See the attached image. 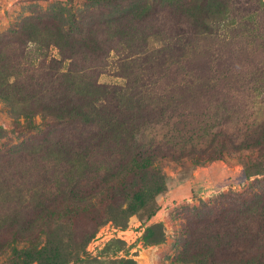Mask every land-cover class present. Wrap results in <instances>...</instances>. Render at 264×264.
Wrapping results in <instances>:
<instances>
[{
  "label": "rangeland",
  "instance_id": "1",
  "mask_svg": "<svg viewBox=\"0 0 264 264\" xmlns=\"http://www.w3.org/2000/svg\"><path fill=\"white\" fill-rule=\"evenodd\" d=\"M107 1L0 0V264H27L25 254L13 250L28 248L27 237L43 233L26 230L27 223L62 205L65 184H78L100 202L75 217L77 232L97 230L71 264L83 258L97 260L88 264H203L197 252L216 231L225 248L251 246L264 253V201L249 195L247 207L232 203L233 194H253L264 184V167L252 166L264 148L228 150L220 159L195 164L183 146L192 122L202 127L227 121L240 137L259 136L260 93L253 91L240 105L229 103L236 85L218 83L227 69L240 74L241 87L245 75L264 76V0L239 29H233L235 18L215 21L213 49L202 59H192V45L184 43L205 42L197 0H165L157 10ZM236 6L228 0L220 9L239 13ZM223 51L225 62L218 58ZM160 54L161 75L153 76ZM192 69L213 80L176 93L173 86L185 84ZM223 106L230 113L237 108L241 118L227 110L222 118ZM136 154L155 156L167 177L156 206L137 204L132 195L138 187L125 188L110 177ZM112 186L114 202L106 191ZM240 217L241 230L234 227ZM62 226L60 232L68 233Z\"/></svg>",
  "mask_w": 264,
  "mask_h": 264
},
{
  "label": "trees",
  "instance_id": "2",
  "mask_svg": "<svg viewBox=\"0 0 264 264\" xmlns=\"http://www.w3.org/2000/svg\"><path fill=\"white\" fill-rule=\"evenodd\" d=\"M97 2L98 0H93ZM111 0H108L106 3L110 4ZM129 1V0H128ZM132 4L130 6L131 10L137 9H159L165 0H130ZM175 1H186V0H175ZM191 1V0H187ZM102 2V0H99ZM200 4L199 13L197 17L198 23H203L202 39L205 41L204 44L194 45L191 41H185L184 43L191 44V50L189 54L191 58L202 59L211 54V51L214 46V42L211 40V25L216 23L215 21H221L224 18V21L228 18H235L233 22V29H239L242 23H247L245 20L247 18H253L254 9L257 7L258 0H233V3L238 4L235 9L240 11L239 13L233 11L229 14L227 8L224 7L223 10L220 8L224 5H227L228 0H197ZM234 9V10H235ZM112 13V12H110ZM109 13V14H110ZM122 11L119 13L121 15ZM68 15V14H66ZM118 15V16H119ZM114 16V15H113ZM67 18L74 23V20L67 16ZM117 20V19H115ZM79 32L84 31L83 28L78 29ZM194 38V36H190ZM199 40V39H198ZM218 51H213L212 55L215 56V53H220ZM160 50H158L159 52ZM179 51H182L179 48ZM226 51H223L221 55L218 56L222 62L227 61L224 59ZM228 54L231 55L233 52L228 51ZM164 55L160 54L156 59H154V66L157 69L156 76L161 75V70L164 65ZM147 59H144V62ZM230 61V58H229ZM229 65H224V69H227ZM149 68V67H148ZM192 73L187 77L185 84H175L173 88L177 87L178 90L176 93H181V90L194 91L199 87L208 86L209 82L213 79L205 76L204 71L200 69L199 71L191 70ZM240 74H234L231 69L227 71L223 70L222 75L219 78L221 83L225 84L228 80L232 84L236 85L231 91L229 96L230 101L240 105L242 99H247L253 91L260 93L262 100L264 101V76L261 75L259 78H254V76L247 78L245 75L242 82V87L240 86ZM249 75V74H247ZM159 80V77L156 78ZM154 83H157L156 81ZM214 82L211 83L213 86ZM217 84V83H215ZM171 88V89H173ZM243 88V90H238ZM237 91V93H236ZM175 93V91L173 92ZM172 93V94H173ZM246 94V95H245ZM189 95L191 93L189 92ZM239 108V107H238ZM222 118H225L227 114L232 116L238 115V118H241L240 110L237 108L230 113L229 107H222ZM226 110L229 112L226 114ZM235 117V116H234ZM237 118V117H235ZM237 118V119H238ZM232 123L228 122H205L202 127H198L195 122H192L190 126V132L185 136V141L183 146L189 151L188 157H190L195 164L204 162L206 160H216L224 156L226 151H232L233 153L237 152H246L251 151L252 148H264V125L260 131V134L257 138L251 140V136L247 139L240 137V133L236 132L230 127ZM201 136V142L196 144V139ZM110 142H114L111 139ZM202 151L204 153H202ZM261 159L253 160L254 167H264V152H260ZM246 163H249L246 161ZM159 160L151 154H136L131 159H127L124 163V168L119 175L112 174L110 177H118L123 181V186L127 188L138 187L132 195V200L137 201V204H142L145 200L155 202V198L166 191V175L161 167L158 166ZM247 165V164H246ZM263 166V167H262ZM251 166L247 165V170H250ZM83 182H81L82 185ZM139 183H143L139 187ZM80 185V184H79ZM128 187V188H129ZM62 190L66 192V195L63 199L61 206L54 205L53 208L47 212L43 211L39 216L32 221H28L27 229L36 228L41 229L43 233L40 235H29L27 237L28 248L19 249L15 247L13 250V255L17 256L19 253L25 254V260L23 263L30 264L34 261H38L41 264H71L70 262L75 258L78 259V256L81 257L80 253L84 252L87 243L94 236L97 227L91 228L90 231L86 234H81L78 231V223H76V218L80 215H87L88 211L94 209L99 205V200L96 197L86 196L85 193L79 191L78 184L69 186L65 184ZM108 198L111 202L115 201L114 194L117 192L114 186L106 190ZM251 190H248L243 193L233 194L232 197L234 201L232 202L234 206L238 209L242 207H247V199L249 195H252L254 198L264 201V184L260 185L258 189H254L253 194H250ZM155 204V203H154ZM156 206V204H155ZM107 208H110L109 206ZM213 211H216V208H209ZM212 213L208 212L207 216L210 217ZM217 219L225 221L224 215L218 216ZM216 219V221H217ZM238 222V223H237ZM242 222L241 217L237 218L234 227L241 230V226L238 224ZM241 224V223H240ZM68 228V233L62 234L60 231L63 229V226ZM191 225V224H190ZM98 226V225H97ZM222 228V227H221ZM187 229V228H186ZM216 237H209L208 240L204 243V246L198 250L196 259L203 260V264H264V253L259 255L255 254L251 246L244 247H235V248H225L223 245V237L218 240V236L221 235L219 231H216ZM82 258V257H81ZM87 259V260H86ZM94 261L90 258H83L79 264ZM119 264H134L130 259L117 261ZM19 263V262H17Z\"/></svg>",
  "mask_w": 264,
  "mask_h": 264
}]
</instances>
